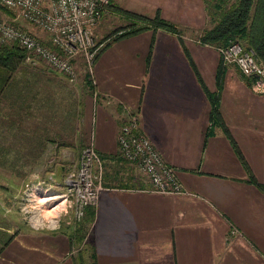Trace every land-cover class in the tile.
I'll use <instances>...</instances> for the list:
<instances>
[{"label":"crops","instance_id":"obj_1","mask_svg":"<svg viewBox=\"0 0 264 264\" xmlns=\"http://www.w3.org/2000/svg\"><path fill=\"white\" fill-rule=\"evenodd\" d=\"M110 3L149 17L158 11L182 34L157 29L110 40L95 61L93 87L81 60L76 84L48 67L36 85L12 83L0 105L10 159L20 154L17 144L22 155L32 154L25 147L30 145L39 154L46 146L59 153L67 146L79 155L93 144L103 160L105 188L92 207L94 220L84 224L86 264L93 256L96 264H264V191L249 182L221 127L211 124L209 100L183 50L184 45L207 88L218 92L219 54L198 40L207 24L203 0ZM113 17L117 14L108 12ZM36 33L47 42L45 32ZM236 71L225 68L220 113L251 173L264 184V92L253 91ZM127 110L138 113L141 130L175 167L188 194L146 191V176L119 155L117 136ZM57 223L51 233L34 228L21 233L22 245L38 252L39 259L29 264H80L65 259L77 241L74 225ZM4 245L0 258L7 257Z\"/></svg>","mask_w":264,"mask_h":264},{"label":"built area","instance_id":"obj_2","mask_svg":"<svg viewBox=\"0 0 264 264\" xmlns=\"http://www.w3.org/2000/svg\"><path fill=\"white\" fill-rule=\"evenodd\" d=\"M109 4L110 0H0L1 6L14 13L11 19L0 17V46L18 44L26 51L27 58L37 57L49 69L63 74L70 84L79 80L77 61L81 60L85 80L93 85L95 61L110 41V37L98 39L94 29L108 12ZM19 21L45 32L47 42L13 24ZM218 51L225 64L236 66L240 75L250 80L253 91L264 92V61L252 49L231 41ZM117 140L119 155L135 164L148 179L150 187L146 191L188 194L175 167L163 159L141 130L137 112L127 110ZM63 185L64 191L59 196L66 203V212L72 209L73 219L78 222L86 208L96 205L99 192L105 188L103 160L92 143L83 148L77 163L67 171ZM52 226L55 227L54 222Z\"/></svg>","mask_w":264,"mask_h":264},{"label":"rangeland","instance_id":"obj_3","mask_svg":"<svg viewBox=\"0 0 264 264\" xmlns=\"http://www.w3.org/2000/svg\"><path fill=\"white\" fill-rule=\"evenodd\" d=\"M113 1L116 4L117 0ZM0 17L8 18L10 16L0 11ZM21 23L19 22V24ZM120 23H124V21L118 16L117 18L108 19V12H106L99 20L94 33L98 37H102L121 26L119 25ZM25 25L23 24L22 26ZM208 26L207 19V24H205L203 29ZM213 47L219 52L218 49L224 46ZM220 62L224 68L234 66L225 64L221 58ZM234 67L236 68V66ZM43 70H48L43 61L35 56H29V58L26 56L25 61L22 63L21 71L15 74L14 80L27 82L31 86L36 85L38 75L44 72ZM236 72L238 73L239 71ZM0 105L2 104L0 103ZM5 133V120H0V248L5 244L3 252L7 256L0 258V264H29L32 263L31 261L35 262V260L39 259L36 257L38 252L37 250L35 252L28 251L27 246L22 245V242L18 240L23 232H28L34 228L35 233L37 232L36 229L51 233L54 229L50 230V228H54L52 224L55 220H58L57 224L59 226L60 224L75 225L72 209H67L66 212V203L63 198H60L59 194L64 191V177L67 171L77 163L81 154L78 155L74 149H70L67 146H62L60 153L54 146H46L44 148L45 154H39L38 146L30 145L25 147L28 153L32 154L22 155V144H17L13 147L20 154L15 155L14 158L16 159L12 160L9 154L12 149L11 146L5 143ZM26 157H32L33 159L29 160ZM49 197H53V199L43 201ZM61 206L63 207L58 208ZM46 213H52L53 215L45 219ZM12 234L13 236L20 235L18 238L15 237V240L8 241V239L13 238ZM83 234L85 235L86 233ZM82 242H76L70 247L65 259L71 260L72 258L78 260L80 264L83 261L84 263L82 264H86V258L83 257V254L87 247L86 242L84 245ZM81 252L82 256L80 255Z\"/></svg>","mask_w":264,"mask_h":264},{"label":"trees","instance_id":"obj_4","mask_svg":"<svg viewBox=\"0 0 264 264\" xmlns=\"http://www.w3.org/2000/svg\"><path fill=\"white\" fill-rule=\"evenodd\" d=\"M203 3L209 26L200 33L198 37L199 42L212 46H226L231 41H237L245 48L252 49L255 54L264 61V0H203ZM0 11L10 16L8 19L14 17V13L11 10L1 5ZM111 11H114L124 23L108 34L110 40L132 36L145 30H152L154 32L157 29L179 35L182 34L176 24L161 17L158 11L154 16L149 17L130 12L115 5H111L110 3L108 12ZM19 22H22V25L26 23V25L22 26ZM19 22H13V24L41 38L36 33L37 30L40 29L26 21ZM179 40L184 44L182 38H179ZM152 42L153 41H151L150 50L152 48ZM183 50L189 58L191 68L195 73L197 81L209 100L211 124L221 127L243 167L249 172V182L264 191V184L257 181L251 173L241 149L231 135L220 113L219 92L222 88V78L225 73L223 64L221 62L219 63L216 72L218 92H211L205 85V82L184 45ZM26 56V51L20 48L16 43L0 46V103L5 99L6 91L11 88L12 83L15 84V87H17V83L19 84L18 86L21 87L20 84L22 81H13L12 79H14L16 73L21 71L22 63L25 61ZM89 86L93 87L92 84ZM93 220L94 209L89 207L86 209L83 218L79 222H75L73 229V233L77 237L75 243H80L86 238L83 234L84 224L86 223L89 225ZM92 260L93 262L91 264H96L95 256H93Z\"/></svg>","mask_w":264,"mask_h":264},{"label":"clouds","instance_id":"obj_5","mask_svg":"<svg viewBox=\"0 0 264 264\" xmlns=\"http://www.w3.org/2000/svg\"><path fill=\"white\" fill-rule=\"evenodd\" d=\"M53 214L52 213H46L45 214V219H48L49 217H51Z\"/></svg>","mask_w":264,"mask_h":264},{"label":"bare ground","instance_id":"obj_6","mask_svg":"<svg viewBox=\"0 0 264 264\" xmlns=\"http://www.w3.org/2000/svg\"><path fill=\"white\" fill-rule=\"evenodd\" d=\"M51 199H53V197H49V198H46V199H44V200L42 199V200H43V201H49V200H51ZM58 208H61V207H58ZM58 208H57V209H58Z\"/></svg>","mask_w":264,"mask_h":264}]
</instances>
